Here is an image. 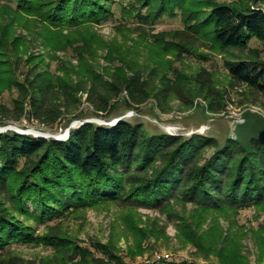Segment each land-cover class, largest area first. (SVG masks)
<instances>
[{"label":"trees","instance_id":"trees-1","mask_svg":"<svg viewBox=\"0 0 264 264\" xmlns=\"http://www.w3.org/2000/svg\"><path fill=\"white\" fill-rule=\"evenodd\" d=\"M116 1L119 0H0V94L15 85L20 88L13 111L10 113L0 104V115L9 113L8 117L19 119L24 98L32 96L30 104L36 115H42L48 103L57 106L56 115L55 110L45 109L54 120L59 108L68 110V106L76 105L77 93L85 90L83 83L94 89L88 93L87 101L99 111H107L108 105V112L113 110L117 105L113 100L126 91L124 101L133 108L150 97L164 99L171 93L183 97L182 102L188 104V94H194L208 100L210 112L220 113L224 110L223 97L211 75L199 70L192 88L188 86L190 76L172 65L187 52L182 50L191 49L200 38L206 39L211 51L226 55L230 83L264 97V60L259 58L258 49H252L247 56L243 52L253 38L264 49V10L252 8L264 0H131L128 5L119 1L120 21L137 23L117 24L116 35L120 34L122 40L117 36L106 40L94 26L115 18ZM163 15H179L185 29L169 34L150 32V25ZM145 25L149 26L147 30ZM18 28L24 32H18ZM134 33L136 36H131ZM31 39H38L47 55L59 61L58 51L72 49L78 63L59 65L62 74L40 69L32 78L27 74L25 81L19 82V52L21 45ZM143 48L154 63L147 76L128 60L131 54H141ZM100 50L105 51L102 58L107 65L98 62ZM11 51L16 55L14 60ZM234 51L239 54H232ZM26 62L28 71L37 69V62L32 66ZM94 63L99 64V69ZM72 73L78 78L76 82L70 78ZM101 73L107 75V80ZM156 78L162 86L153 82ZM60 99L64 103L61 107L56 104ZM244 116L247 122L239 127L237 139L228 135L224 141L202 134L174 135L128 119L113 126L85 123L73 129L66 140L14 130L0 132V264H36L12 252L13 244L52 246L63 259L68 251L71 257H79L76 264H103L101 259L91 262L93 254L67 235L55 233L54 228L38 234L34 224L109 203L125 204L128 209L121 217L135 240L129 248L131 255L142 253V240L156 232L148 220H142L138 207L159 208L168 211L167 215H177L173 210L176 204L185 210L191 203L192 220L185 215L177 218L179 237L207 251L205 255L214 253L219 261L160 260L155 264L238 262L234 253L238 244L228 248L230 240L238 241L236 237L223 233L224 247L217 246L221 235L217 219L207 229L205 239L199 229L210 214L226 215L250 206L264 210V145L255 138L264 118L254 112ZM208 150L211 153L205 157ZM254 233L264 249V226ZM99 247L108 257L115 256L114 244ZM40 264H45L44 260Z\"/></svg>","mask_w":264,"mask_h":264},{"label":"rangeland","instance_id":"rangeland-1","mask_svg":"<svg viewBox=\"0 0 264 264\" xmlns=\"http://www.w3.org/2000/svg\"><path fill=\"white\" fill-rule=\"evenodd\" d=\"M119 1L121 5H128L131 0ZM119 1L113 4L115 18L106 23L94 26L97 33L102 35L106 40L114 36H117L119 41L122 40L120 34L116 35L117 31L115 26L121 22H135L134 20L120 21L121 6L118 4ZM222 1L228 2L232 0ZM257 5L259 6H252V8L264 10V3L259 1ZM147 27L149 26L145 25L146 30ZM150 29H152L149 30L152 33L166 32L169 34V32L183 30L185 28L179 15H163L150 25ZM17 31L21 33L24 32L21 28H18ZM131 36L135 37L136 33L131 34ZM169 38H171V35H169ZM205 40V38L195 40L191 49H189V46H186V49L189 50H182L187 52H183L180 60L174 61L172 65L180 72L190 76L191 79L188 86L192 88L195 87L196 82L194 76L197 72L199 70L208 72L214 79V84L223 97L224 110L220 113L210 112L208 110V100H204L202 96L194 94H188L191 98V103L188 104L182 102L183 97L180 99L179 96L177 97L171 93L164 99L150 97L136 108H133L128 106L124 101V98H127L126 91H122L121 95L113 100L117 104L113 110L108 112L110 108V105H108L107 111H99L93 104L87 101V97L89 96L88 93L91 94V91H94V89L90 88L89 83H83L85 90L77 93L76 99H79V101L76 105L71 107L68 106V110L64 107L59 108V114L54 120H52V115H48L45 112V109L55 110L54 115H56L57 106H54L53 103H48L45 105L44 113L42 115H36L30 104L32 96H28L24 98L23 115L16 120L12 117H8L9 113H5L4 116L0 115V127L11 124L19 127L23 131L31 129L58 134L63 132L69 122L76 119L83 120L99 117L110 120L123 116L127 117L126 119L128 120L140 122L154 129L167 127L171 131L182 132L183 134H186V132L192 129H199L205 126L202 135L215 136L219 138V140L221 139L224 141L231 132V123L243 117L245 113L254 112L264 118V97L249 90L243 85H234L230 83L228 70L225 66L226 55L217 51H211L209 49V44H206L207 42ZM183 42L185 43L187 41L182 40L181 43ZM126 43L130 45L131 41L127 40ZM254 48L258 49L260 54L259 58L264 60L263 46L261 42L255 38L249 42L246 51L243 52L247 56L251 54ZM99 53H101V55L98 56V62L101 65H107V62L102 58V54H104L105 51L102 52L100 50ZM232 54L237 55L239 52L234 51ZM57 55H59L62 61H59L60 59L50 58L47 55L46 48L39 43V40L31 39L26 44L21 45V51L18 57L19 65L16 72L17 79L19 82H24L27 74L32 78L35 76V72L40 69H49L51 72L62 74L63 71L57 68L59 65L63 63L76 65V63H78L77 57L72 49L58 51ZM15 56L16 55L11 51L12 60L15 59ZM169 57L170 55L167 56V58ZM40 58H42L43 61H39ZM26 60L31 61L26 62ZM128 60L130 63H133L134 67L142 69L141 71L144 72L145 76H147L148 71L154 64L151 62L152 59L151 57L149 58L146 48H143L141 54H131ZM24 61L29 66L37 62V69L33 67L31 71H28L29 67L24 65ZM94 64L96 68H98L97 65L99 64ZM101 76L105 80L108 78L104 73H101ZM169 76L172 79L175 77L171 72H169ZM70 78L74 82L78 80L74 73L71 74ZM158 80L159 78H156L153 82L158 87L160 85L162 86L163 84H159ZM88 89L89 92H87ZM19 90L20 88L18 85H15L12 86L11 90H6L3 94H0V104L5 105L10 113L14 109V98L20 96ZM56 104L61 107L64 103L62 99H60L57 100ZM160 104L162 106H160ZM148 132L153 133L154 131L148 130ZM21 134L30 133L22 132ZM210 153L211 150H208L204 156L206 157ZM23 161L24 160H22L21 163ZM181 206V204H176L173 209H176L177 215H167L166 212L168 211L162 212L159 208L151 209L140 206L136 209L142 220H148L152 227L156 229V232L142 240L141 246L144 248V251L134 255L129 253V248L134 246L135 240L125 223H123L121 217L122 214L128 210L125 204L109 203L97 208H88L65 216L64 218L60 217L59 219L46 221L40 224L35 223L34 228L38 234L48 233L50 228H54L55 233L58 232L67 235L74 240L77 246L87 249L93 254L91 262H93L94 259H101L103 264H155L160 260H174L177 263L183 261H197L200 263L218 262L219 259L214 253L211 252L205 255L207 252L206 250H204L206 251L204 253L198 250L193 243H185L180 239L176 226L179 222L177 218L179 215H185L187 219L192 220L190 212L194 205L191 203L187 204L185 210L181 209ZM214 219L218 220L221 228H217L218 233H221L218 237V247H224V244H222L223 233L238 239V241L230 240L231 244L228 245V248H230L234 243L238 244L234 250V253L238 255V262L234 264H264V249L261 246L262 241L259 237L257 238L254 233L260 226H264V210H260L255 206H250L237 211H230L226 215L210 214L203 224L202 229H199V233L203 232L204 239L207 237V229L212 225ZM140 226L145 227V223H140ZM107 243L116 246L114 257H108L99 247V244L102 245ZM10 248L12 252L36 264H40L42 260H44L45 264L49 261H53L55 264H76L77 260H79V257H71L70 251L63 255V259L62 255L52 246L42 244H13Z\"/></svg>","mask_w":264,"mask_h":264},{"label":"water","instance_id":"water-1","mask_svg":"<svg viewBox=\"0 0 264 264\" xmlns=\"http://www.w3.org/2000/svg\"><path fill=\"white\" fill-rule=\"evenodd\" d=\"M127 117H123V116H119L116 117L114 119H110V120H105L102 118H92V119H76L73 120L71 122H69V124L66 126V128L63 130V132L58 133V134H54V133H50V132H40V131H35V130H25L23 131L22 129H20L19 127L15 126V125H5V126H1L0 127V132H4V131H8V130H14L17 131L19 133H30L34 136H41V137H45V138H53V139H57V140H65L68 138L70 131L74 128H79L81 125L85 124V123H93L95 125L98 126H113L115 124H117L118 121H120L121 119H126ZM247 122V116H243L239 119L234 120L231 123V132H230V137L237 139L238 137V129L241 125L245 124ZM162 130H164L165 132H168L170 134H175V135H185V136H191L193 134H198V133H203L204 128H199V129H192L188 132H186V134H183L182 132H177V131H171L169 128L164 127L161 128ZM256 140L264 145V124L262 125V127L257 131L256 135H255ZM223 141V140H222Z\"/></svg>","mask_w":264,"mask_h":264},{"label":"bare ground","instance_id":"bare-ground-1","mask_svg":"<svg viewBox=\"0 0 264 264\" xmlns=\"http://www.w3.org/2000/svg\"><path fill=\"white\" fill-rule=\"evenodd\" d=\"M202 128H204V129H205V126H204V127H202Z\"/></svg>","mask_w":264,"mask_h":264}]
</instances>
